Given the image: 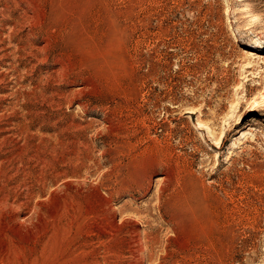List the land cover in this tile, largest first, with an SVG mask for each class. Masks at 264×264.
I'll list each match as a JSON object with an SVG mask.
<instances>
[{
	"label": "rangeland",
	"instance_id": "obj_1",
	"mask_svg": "<svg viewBox=\"0 0 264 264\" xmlns=\"http://www.w3.org/2000/svg\"><path fill=\"white\" fill-rule=\"evenodd\" d=\"M263 27L264 0H0V184L66 174L0 212V264H264Z\"/></svg>",
	"mask_w": 264,
	"mask_h": 264
},
{
	"label": "bare ground",
	"instance_id": "obj_2",
	"mask_svg": "<svg viewBox=\"0 0 264 264\" xmlns=\"http://www.w3.org/2000/svg\"><path fill=\"white\" fill-rule=\"evenodd\" d=\"M63 5V4H62ZM32 6V5H31ZM51 11V10H50ZM55 11H57V10H55ZM62 13V12H61ZM60 15V14H59ZM63 15V14H62ZM33 17V16H32ZM67 17V16H66ZM82 19V18H81ZM67 20H68V18H67ZM30 21V20H29ZM74 21V20H73ZM73 21H71V22H73ZM80 24V23H79ZM13 25V28H12V33L13 34H15V32H16V30H17V22L15 21L14 22V24H12ZM30 25V24H29ZM68 26V25H67ZM74 26V25H73ZM65 27V26H64ZM71 28V27H70ZM67 29V28H66ZM84 30V29H83ZM77 31V30H76ZM79 31V30H78ZM73 32V31H72ZM71 32V33H72ZM85 32V31H84ZM260 33L261 34H264V27L263 28H261L260 29ZM78 35V34H77ZM80 39V38H79ZM47 40V39H46ZM46 48V47H45ZM44 48V49H45ZM22 50H23V48H22ZM40 51H42V49L40 50ZM45 51V50H44ZM42 53V52H41ZM38 61H40V62H44V60L42 61V59H38ZM15 68V67H14ZM58 74V73H57ZM49 78H50V76H49ZM44 85V84H43ZM36 86V85H35ZM36 87H38V86H36ZM34 88V90H36V89H39V88ZM40 87V86H39ZM48 87V86H47ZM43 89V88H42ZM40 90V89H39ZM36 92V91H35ZM50 92V91H49ZM32 93H34V92H32ZM50 93H52V92H50ZM49 93V94H50ZM36 94V93H35ZM45 96V95H44ZM43 96V97H44ZM261 96V98H262V100H264V92H263V94H261L260 95ZM53 97V96H52ZM45 98H46V100H48L49 102L51 101V97H50V95H46L45 96ZM54 99V98H53ZM57 100V99H56ZM60 100V99H59ZM54 101V100H53ZM45 102V101H44ZM55 102V101H54ZM69 102V101H68ZM47 103V102H46ZM45 103V104H46ZM53 103V102H52ZM56 104V103H55ZM67 104V103H66ZM258 104V101L257 100H252V102H250V107H254L255 105H257ZM50 105V103L48 104V106ZM51 105H53V104H51ZM53 107V106H52ZM49 108V107H48ZM2 116V115H1ZM78 133V132H77ZM80 133V132H79ZM79 136H82V135H79ZM72 138V137H71ZM74 138H75V135H74ZM77 138V137H76ZM82 138V137H81ZM78 139V138H77ZM79 140V139H78ZM75 142H77V140L75 141ZM62 143V142H61ZM60 143V144H61ZM81 145L83 144L82 142L80 143ZM63 145H64V142H63ZM76 145V144H75ZM82 148V147H81ZM19 156V155H18ZM21 156V155H20ZM65 156V155H64ZM16 157V156H15ZM32 157V156H31ZM36 157V156H35ZM49 157H51V156H49ZM53 158H54V156H52ZM57 157V156H56ZM70 157V156H69ZM63 158V157H62ZM71 158V157H70ZM8 159V158H7ZM33 159V158H32ZM39 159V158H38ZM44 159H46V157L44 158ZM44 159H42V163H41V166H42V168L39 170L41 173H43V177L42 178H40V176H38L37 175V173H36V175L38 176H35L33 173L34 172H31V170L30 171H27V169H26V167H25V169L26 170H22V171H20L21 173H15V175H16V177H22L21 179H16L17 181H13V182H11L12 180H14L12 177H15L14 175L12 176H8V174H7V177L4 175V174H2V175H4V178L6 177V179L4 180V181H2V183L0 184V192L2 193V192H4V191H7V193H5L3 196H1V198H0V212L1 211H4V210H6V212H8L7 210H12V209H14V211H15V209L16 208H21V207H23V206H27V205H29L30 204V201L32 202V199L36 196L34 193H33V189H35V188H37L36 187V185H40V182H41V184L42 185H40V186H42L43 188H46V186L48 185L49 186V183H51V184H54V182L56 181V179H60V177L61 176H63V174L66 176V174L65 173H63L64 171L62 170V173H61V171L58 173L57 172V174H54L53 173V175H55V177L54 178H50V179H47L48 177H44L45 176V172H47V167L45 166V164H46V161L44 160ZM65 159H67L66 157H65ZM8 160H10V159H8ZM43 160H44V162H43ZM11 161V160H10ZM4 163H5V161H3ZM31 162V161H30ZM49 162V161H48ZM47 162V163H48ZM64 162V161H63ZM23 163H25V162H23ZM38 163V162H37ZM45 163V164H44ZM57 163V162H56ZM69 163V162H68ZM22 164V163H21ZM40 164V163H39ZM60 164V163H59ZM58 164V165H59ZM62 164V163H61ZM47 165H49V164H47ZM20 166V165H19ZM18 166V167H19ZM24 166H26V165H24ZM37 166H39V165H37ZM13 167V166H12ZM17 167V168H18ZM21 167H23V166H21ZM36 167V166H35ZM49 167V166H48ZM56 167V166H55ZM65 167V166H64ZM51 168V167H50ZM14 169V168H13ZM29 169H31V168H28V170ZM49 169V168H48ZM57 169V168H56ZM59 169V168H58ZM57 169V170H58ZM12 170V169H11ZM33 170V169H32ZM35 170V169H34ZM37 170H38V167H37ZM15 171V170H14ZM17 171V170H16ZM36 171V170H35ZM13 172V171H12ZM54 172V171H53ZM55 172H56V170H55ZM50 173V172H49ZM50 174H52V173H50ZM49 174V175H50ZM10 175V174H9ZM51 176V175H50ZM52 177V176H51ZM64 177V176H63ZM3 178V177H2ZM38 178V179H37ZM58 179V180H59ZM57 183V182H56ZM27 184H29V185H27ZM50 184V185H51ZM38 185V186H39ZM57 185V184H56ZM48 186H47V188H48ZM25 188L26 189V192H24V194L23 193H19L20 192V190H21V188ZM50 187V186H49ZM40 189V188H39ZM45 190V189H44ZM46 191V190H45ZM41 192V191H40ZM39 193V192H38ZM45 193V192H44ZM37 194V193H36ZM40 195V194H39ZM41 196V195H40ZM36 200V199H35ZM26 209V208H25ZM31 210V209H30ZM8 214H9V212H8ZM10 215H11V213H10ZM6 216H8V215H6ZM5 218V217H4Z\"/></svg>",
	"mask_w": 264,
	"mask_h": 264
}]
</instances>
